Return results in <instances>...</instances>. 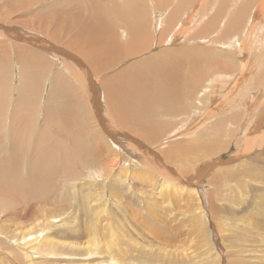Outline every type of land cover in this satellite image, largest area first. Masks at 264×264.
Instances as JSON below:
<instances>
[{"label": "bare ground", "instance_id": "bare-ground-1", "mask_svg": "<svg viewBox=\"0 0 264 264\" xmlns=\"http://www.w3.org/2000/svg\"><path fill=\"white\" fill-rule=\"evenodd\" d=\"M34 1L36 4L37 3L40 4V3H42V1H45V0H34ZM117 1H118V4H116L117 6H113V5L111 6V4L109 3L110 0H88V1L87 0H53L50 4L47 5L48 8H50V7L56 8V6L62 7L61 10L59 11V13L57 15L53 16L54 18L47 19L44 17H42V18L39 17L40 18L39 19L37 12H36L37 18H32V17H34V13L32 12V13H30V15H31L30 17L32 19L23 20L20 15L17 16V14H19L20 11L19 12H15V11L14 12L13 11L5 12L4 11L2 17L0 18V23L3 22L4 24H6V30L13 33V35H11L12 37L10 36L8 38V37H6L8 35H6V36L4 35L3 30L0 31V44H2V42H4V43H9V45L11 47L13 45L16 47H20V48L16 49L17 52H16V50L13 51V54L18 57V59H17L18 61L17 60L14 61L13 64L14 65L16 64L20 68V69L18 68L19 73H17V74L15 73L16 74L15 76H14V74L12 75V78H15V79L19 78L16 81L20 80V82H19V85H17L16 89H9L7 87L8 90H6V91H17L15 97H13L12 99L9 100V103L11 105V116H12V118L15 119V121L13 120V123H7L6 124V120L4 119L5 110L3 111V108H1V109H2L4 114H3V117L0 121V147L4 150V155L0 151V185L7 187L6 190L8 191L7 192L8 194L6 196L0 195V236H2L3 240H5V241L8 240L7 242L11 241L12 244L16 247V248L12 247V246L8 247L9 253L7 254L8 261L6 264H15V262H16L14 260L15 257H13V255H12L13 252L16 253L15 255H17V257H19L18 254H20V253H22L24 255V259L19 258L21 264H41L40 261L37 262L36 260L37 259L42 260L44 257H47L46 255L49 254V251L50 252L52 251L56 255L58 254L60 257L66 256V255L68 257H75V256L78 257V256H81L82 254H85L86 257H88V256L91 257L90 253H88L89 248H91V249L97 248V251H98V249L99 250L103 249V247H101V246L97 247L98 242H102V241H100V239H102V236L98 237V235L96 234L97 228L102 224V222H105L104 224H106V226H104L105 232L107 233V235L105 236L106 237L105 241L107 243L105 242L106 243L105 245L107 247H112L115 245L116 251H117V253H115V255L121 257L122 262L120 260V263H117V261H115L116 260L115 258H114L115 260H113L111 258V256H113V254H110L108 257L103 255L102 258L105 260L103 262L101 261L100 263H97V264H108L109 263L108 260L110 258L113 260L112 264H116V263L117 264H204V263L205 264H211L213 262L212 261L211 263H209L210 261L208 262V261H205L203 258H201V256L205 255L203 253V250L196 251V250H193V248H192L195 245L199 248L202 247L203 245H207V244L209 246L210 244H209V242H207L206 238L196 239V243L194 242L195 243L194 246H192V241L188 242L189 238L188 239L183 238L186 241L188 240L187 241L188 243L187 242L184 243V245L181 247H177L174 249V248H171L170 246H168V244H166L165 241H163V237L165 236V233H163L164 234L163 235L161 232L166 231V234H167L169 227L167 226V229L165 228L166 230L160 228V226L157 224L156 220L154 221V219H153L154 215L157 214V213H155L156 211L153 210L151 212V211H149L151 208L148 209L149 204H150L149 201L151 199H148V198L147 199L146 198H140V199L137 198L136 199L135 195L137 192H136V190L133 189L134 188L133 185H129L130 187L128 186V188L131 189L133 187L131 189L132 190L131 195H133L135 198L134 200L136 202H134V204L136 206H134V212L132 213L130 211V216H128V217L130 219H132V221L137 223V225L139 226V227L134 228L136 230L135 231L136 236L133 235V233L131 232L132 230L130 231V229L128 227V225L131 224V221L129 219H127L124 223L123 222L124 220H122V218L120 216L122 213L125 214L126 208H128V207H124L125 206V204L123 203L124 200L120 201V198H118V196L121 197V195H120L121 193L119 194V192L122 189H119V187L116 190L104 188V190H103L104 194H107L108 198L104 197L105 206H102L103 204L99 205V203L97 204V202L103 198V195H102L103 192L97 193V195H95V198H93L94 195L91 192L85 191L84 186L95 184V183H100V184L104 185L105 179L108 177H110L111 179L113 178L114 180H119V181L122 180V182H123L125 178H129V177L135 175L133 173H132L133 175L132 174L130 176L128 175L129 165L131 163H133L134 165H137L138 162H136L134 159H132L130 157L131 155L130 156L128 155L129 152L131 153V149L129 147V145H130L129 143H131V142H129L130 138L127 141H124V144L120 145L121 143L119 141L123 138L122 136L124 133V132L123 133L121 132L122 130L123 131L127 130L131 133H134L135 138L138 137L143 141L146 140V141H148V143L150 141H152V142H150V144H155V145L160 144L159 151L162 154L165 153L166 157H168L169 161H171V164L173 162L175 165L174 167H177V169L179 168L183 172V173L182 172L179 173V175H177L179 177H177V178L173 177V174H172V178L175 179L174 182H177V180H181V181H183V183H185V180H186L187 182L191 183V186L192 185L194 186V184L199 185L200 182L203 181L202 179L207 175V174L205 175L206 170H210V169L216 170L218 167L221 166L220 165L217 168L212 169L216 165L213 166V164L211 165V163L208 165L206 164V163H209L208 162L209 159H212L211 157L214 155L213 149H215V148L213 147L214 145L211 146V143H213V141L209 144H206V143H204L203 139L199 138V136L195 139V137L193 136L194 134H193L192 136L194 138L192 136L191 137L193 139H195L196 143L193 144V147L192 148L190 147L189 149H188V147H186L184 145H187V144L189 145L190 142L189 143L187 142L186 144L185 143L184 144H180V143L177 144L176 143L177 141L165 142V140H163L164 137H161V136H163V134L161 132H163V129H164L166 123L163 120V118L160 119L157 116V113L159 114L163 111H166L167 115L169 114L171 116H174V115L178 116L181 113H186V112L190 111V114L194 113L195 115L199 116V113L201 110L206 111L205 108L207 106H208L207 107L208 109L211 108L212 104H209L210 103V100H209L210 96L204 95L205 91L208 92L207 94L211 93V92L207 91L206 89H204V82H205V79H206V76L208 73L205 72L204 70H202V73L200 72V70L202 68L200 65L201 62L204 63V69L205 70L210 71V70H213L214 68H216V66H217V68L215 70H217L216 73L219 77H223V75H227V77H229V78L231 77V79L234 78V76H236L234 72L245 71L247 65H246V63L243 62L244 60L242 58H240L238 60L239 61L238 66L239 67H237L236 69L230 70V69H228L230 66L228 64H226L227 63L226 60L223 59L224 63H222V61L220 62V60H222V58L220 57V59H219V58H217L218 57L217 56L216 59H219V61H217V65L215 67L210 66L208 63H206L207 61H205V60H208L210 58V61H211L213 56L212 57H210V56L216 54V53L213 54V50L214 51L217 50L216 47L218 45L217 44L216 47H214L216 42L212 43L213 41H211L212 40L211 39L210 42L214 45L210 44L211 47H207V48H203V49L200 48L201 50L198 49L197 53L199 55L195 56L196 59L193 60V62H191V60L189 58H186V57L181 58L179 56L171 55V56L164 57L161 61H158L157 62L158 64L151 62L152 64L148 65L150 63L149 60L156 59L158 57L157 54H152L148 57L145 56V57L140 58L138 60L136 59V62L138 65L137 68H136V66L133 65L136 62H133L130 65L132 67L127 68V69L124 67L121 70L122 66H119V65L123 64L124 60L128 59L129 57H135V56L138 57L140 55H143L144 52L141 53V51L144 50L145 48H147V49L149 48V50H150V48L153 46V41H152V43H150V41L148 40V39H150V37L148 36V34H150V33L147 32V28H146L149 25V22H148L149 11L146 13L145 11L142 12L139 10L140 8L143 7V5L140 4L141 0H120V1L117 0ZM170 1H172V0H170ZM181 1L182 0H180V4H181ZM218 1H220V0H218ZM218 1L216 0V3L212 1L214 3L211 5L212 9L215 6V4L219 3ZM249 1H250L249 2L250 4L248 2H246V3L243 2V4L240 3V5H239L240 7L236 5L237 9L236 8L233 9V13H235L236 19H237V17H239L237 22H236L237 26L243 25L242 21L245 17L248 16L249 9L252 10L255 6V3L257 4V2H258V0H252V1L249 0ZM22 2H24V1H22ZM186 2H185V4H186ZM202 2H203V0H202ZM10 3H12V1L5 0L4 4L7 5ZM17 3H19V2H17ZM187 3H189V2H187ZM192 3L193 2L191 1V4ZM227 3L228 2L226 1V3L224 5H227ZM31 4L33 6V2ZM180 4H177L179 6H178V8H177V6L175 8L176 9L175 13H177V15L182 13V9L184 8V7H180ZM222 4H223L222 0H221V3L219 5L217 4L218 6L221 7L220 8L217 6L219 10L222 9ZM262 4L264 5V2L261 3V5L259 7V9H260L259 12H261V9L264 10V7H262L263 6ZM25 5H26L25 7H28V6L31 7V5H29V4H28V6H27V4H25ZM87 5L89 7H87ZM155 5H156V2L154 4V6ZM173 5L171 7L172 11L174 9L173 7H175ZM201 5H202V3H201ZM159 6L160 5H158V7ZM181 6H182V4H181ZM229 6L230 5H227V7H229ZM25 7H23V9H25ZM215 8H216V6H215ZM257 8H258V5H257ZM166 9H168V8H166ZM189 9H190V7H189ZM212 9H211V11H213ZM224 9H222L220 12H224L225 11ZM43 10H45V9H43ZM144 10H147V7H145ZM183 10H185V9H183ZM241 10H243V11H241ZM253 10H255V9H253ZM2 11H3V9H2ZM16 11H17V9H16ZM45 11L49 12V10H45ZM116 11L118 13L117 17L119 19L123 20L125 25H127L129 31L131 32V38H130V35H128V36L132 40L128 39V41H127V39H126V41H124V38H125L124 36H126V33L129 34V32L126 29H124L123 26H121L122 21L119 20L117 17H115L114 13ZM255 11H253V12H255ZM220 12H218V11H217V13L213 12V14L214 15L215 14H221ZM263 12L264 11L261 12L262 15H263ZM22 13H24V15H26L25 10L23 12H21V14ZM169 13H170V15H168V16H172L171 15L172 13L171 12H169ZM224 13H226V12H224ZM224 13H222L221 15H223ZM233 13H232V15H233ZM243 13H244V15H243ZM39 14L42 15L43 11L40 12ZM59 14H61V15L63 14L64 17H60ZM194 14H196V13H194ZM207 14H209V13H207ZM213 14H212V16H213ZM84 15H88L89 18L87 19ZM199 15L200 14H198V16ZM203 15L205 17V14H203ZM229 15H230V13H229ZM262 15H261V18H263V16H264V15L263 16ZM168 16H166V20H167ZM198 16H196V17H198ZM208 16H210V15H208ZM177 17L178 16H176V17L172 16V19H170V21L167 22V24H169L170 27H167V28L171 29V27L174 26V23H175V20ZM213 17L216 18V16H213ZM219 17L220 16H218V19H219ZM150 20H151V18H150ZM154 20H156V17H154ZM213 21H215V20H213ZM192 22H194V18L191 19L189 17L188 19H183L179 23H180V25L188 26L190 23L192 24ZM200 23H202V22H200ZM203 23H205V20ZM157 24L158 23H156V25ZM195 24H197V23H195ZM156 25H155V28L157 27ZM165 25H166V23H165ZM206 26H207L206 28H209L208 25H206ZM20 27H25V28L19 29ZM252 27H256V24H255V26L253 25ZM29 29H31L37 33L39 32L40 35L39 34L33 35V33L32 34H26L27 33L26 30L28 31ZM80 30L83 32L79 34ZM155 31H154V33H155ZM212 31H214V30H212ZM234 31H236V30H233V32ZM250 31H251V29H250ZM253 31H255V29ZM218 33H219V31H218ZM254 33H256V32H254ZM102 34L104 36H102ZM212 34H213V36H216L215 32H213ZM153 36L155 39L156 36H159V35L157 33H155V35H153ZM171 36H170V38H171ZM239 36L240 35H238L236 32V35H234V37H233V41L229 42L228 46H225V47L220 46L221 45V43H220L219 46H220V48H222L223 52H225V51L228 52V51H231L233 49H237L239 51L240 55H242V54H244V48H246V47H247V49L252 51L253 50L252 42H249V40L247 38L248 43L246 41V44H245L244 41H241V39H240L241 36L240 37ZM248 36H250V35H248ZM207 37L209 38V36H207ZM207 37L204 40H207L208 39ZM252 37H254V36L251 35V40L253 39ZM210 38H212V37H210ZM221 38H222V36H221ZM241 38H244V37H241ZM18 39H22V41H25V43H26L25 39H27L29 45L27 46V45L19 42ZM242 40H244V39H242ZM157 41H158V39H157ZM169 41H171V39ZM228 41H230L229 37L227 39V42ZM252 41H254V40H252ZM190 42H191V40H190ZM256 42H259V40L257 39ZM236 43H238L240 45H238ZM254 43H255V41H254ZM255 44H256V46H254V49H256L257 45H258L257 43H255ZM263 44H264V42H263ZM225 45H226V43H225ZM260 45H261V42H260ZM0 47H2V46H0ZM187 47H190V46H187ZM194 47L196 48V46H194ZM263 47H264V45H263ZM214 48H216V49H214ZM188 49L190 50V48H188ZM218 49H219V47H218ZM2 50H3L2 52L7 53V49H4L2 47ZM166 50H168V49H166ZM249 50H247V51H249ZM234 52H235V50H234ZM252 52H254V51H252ZM62 54H65V56L67 58H64L65 56L63 58H61L60 56ZM190 54L192 55V53H190ZM217 54H218V52H217ZM220 54H222V52ZM256 56H258V55H256ZM82 57H83V59H82ZM192 57H193V55H192ZM192 57H190V58L191 59L195 58V57H193V58ZM72 59L76 60V63H77V61H79V65L82 62L81 60H84L85 62L91 63V65L94 64L97 67H103V66L107 65L112 70L117 68V69H119V71H117L118 73H116L113 70V72L111 74L108 73L107 76L105 75L103 80L102 79L100 80V77H99V80L101 81V86L103 88V91L101 90L102 92H100L98 90L99 88L97 89V87H99V86L96 85V83L92 79V77L89 78V79H91V81H88L89 83H85V81L83 80V73H81L83 71L80 72L79 69H77L75 67V62H73L74 60H72ZM213 59H215V58L213 57ZM45 60H47L48 63L50 64V65H48V68L51 67V68H49V69H51V72H54V69L57 66L59 68H61V70H62V68H66L65 70H67V71L69 69L70 73L72 72L71 74L76 76L77 79H79V86L81 87V84L83 83L82 85H84V86H82V87L85 89H83V91H82V89H81V91H76V92H78V95H77L76 93L70 92V91H68V89L64 88V87H66L67 82H68V84H70L69 86L72 85V88H74L73 84L75 82V79H73L74 80L73 84L70 83L72 80L69 82V80H68L69 78L68 79L66 78L67 76L65 77V80L62 79V78H64L65 75L62 74L64 71L61 72V70H60L61 73L58 72V75L62 74V76H63L62 78L58 77L56 75L58 78L53 79V80L51 79L50 82H47V77H46V80L44 83L43 82L41 83L40 80L36 81L35 78L45 77V74L48 71V69H46L42 72V67L40 68L41 63H43V65H44ZM186 61L190 62L191 64L188 65L189 64L188 63V64H186L188 66H184V62H186ZM214 61L215 60H213L212 62H214ZM69 62L71 64H69ZM141 63H142V65L147 64L148 66H144L143 68H140ZM221 63L225 64V66H227V67H225L224 65L222 66ZM215 64H216V62H215ZM72 66H74L75 69H73ZM9 69H12V68H9ZM34 69H39V72H37L38 70L35 71ZM1 71H3V67L0 65V72ZM14 71H17V69L12 70L13 73H14ZM56 71H58V69ZM42 73H44L42 76L37 75V74H42ZM65 73L66 72H64V74ZM210 73H211V71H210ZM54 74H56V73H54ZM54 74H52V75H54ZM237 74H239V73H237ZM8 76L10 77V73L0 77V81H2L1 82L2 87H4L5 84H7V83H8V86L11 85V82H9V81L12 80V78L11 79L9 78V81H8ZM248 76H250V75H248ZM52 78H53V76H52ZM54 78H55V75H54ZM71 78H75V77H71ZM217 78L218 77H216V79ZM187 79L189 80V83H191L192 86H191L189 93L187 95H184V96L182 95L186 100L184 101L181 98L182 102H180L179 97L181 96V94H180L181 89H182V86L186 85ZM233 80L236 81V79H233ZM5 81H7V83ZM228 81H229V79H228ZM237 81H238V79H237ZM216 82H214V83H216ZM239 84H241V82ZM260 84H262V83H260ZM260 84H259V88L262 89L264 84L261 86H260ZM75 85L77 86L78 84L76 83ZM33 88L34 89H41V91H47V98L45 101V106L42 109V111L44 113L42 120L36 121V119L34 118L35 120L31 124V122H29V121L27 123L25 122L26 121L25 120L26 119L25 114L28 113L27 112L28 107L23 108V107H21V105H23V104L25 105V103H27V104L33 103L31 101V97L34 95L33 94L30 95V91H32ZM205 88H207V86ZM218 88H220V87H218ZM78 89H79V87H78ZM213 92H215V91H213ZM36 93H37V91H36ZM66 93H68L69 95ZM249 94H250V92H249ZM76 95H77V99H75ZM69 96H71V97H69ZM162 98H165V100H161ZM176 98H178L177 104L175 103ZM164 102H165L166 106L163 104ZM82 103H84V107H85L86 111H88V113L90 114L88 121L87 122L81 121V119L79 118L80 116L78 117V115L82 112V115L84 116V113H83L84 111H80L79 114L77 113L78 114L77 116H73L74 119L76 120L78 126L76 125V123L74 124L73 122L71 123V125L74 124L73 125L74 127L70 126V123H69L70 119L67 121V119L69 117L68 115H70L72 113L75 115L76 114L75 112H78L79 108H81V107H77V105L81 106ZM3 104L5 105V103L3 101H0V105L2 107H3ZM242 104H243V102H242ZM244 104H246V103H244ZM32 105L34 106V103ZM35 107H39V106L36 104ZM70 107H76L77 109L75 112H73ZM250 108L251 107H249V106H245V108L241 110L240 116H243L245 113H246L245 115H251V113L253 112V109H250ZM73 109L75 110V108H73ZM187 109H188V111H186ZM215 110H209L212 113V116L215 115L214 114ZM162 114L163 113H161V115ZM207 114H208V111H207ZM216 115L219 116V114H216ZM231 115H232V112H231ZM151 116L152 117L155 116V118H153V120L156 121L158 119V122H152ZM187 116H188V114H187ZM236 116H239V113ZM207 117H209V116H207ZM228 117H230V116L228 115ZM228 117H227V119H229ZM64 118H65L66 122L60 123ZM149 118H150V120H149ZM187 118H189V117H187ZM83 119L85 120L86 118H83ZM211 120H213V118ZM262 120H263V117L261 118V122H262ZM216 121H217V119H216ZM220 121H222V120L220 119ZM185 122H187V119L185 120ZM219 122H217V123H219ZM63 123H69V125L63 124ZM78 123L79 124L81 123V124L79 125ZM217 123L214 122L213 124H217ZM263 124H264V122L261 123V126ZM149 125H151V127ZM179 125H181V124H179ZM183 125L186 126L187 124H183ZM219 125L221 126V124H219ZM191 126H190V128L192 129ZM71 127H73L74 130H72ZM182 127H180V128L182 129ZM180 128H179V131L181 130ZM235 129L236 128H233L232 131L234 132ZM259 129L260 128L258 127L257 131H259ZM261 131H263V130H261ZM243 133L245 134V131H243ZM251 133H255V132H253V130H252ZM167 134L168 135L170 134V130L167 131ZM91 136H93L94 137L93 139H95V146L97 147L96 149H92V144L88 143L90 140L89 137H91ZM221 136H222V134H221ZM109 137H111V138L109 139ZM175 137H176V135H175ZM183 138H187V137L185 136ZM258 138L259 137L256 135L250 136L248 134L245 139L240 140L239 143H242L241 144L242 151L240 152L241 153L240 156L244 157V155L246 156V154H250L251 151L253 150V146H255V144H256V146L258 145V143H257ZM155 139L157 141L153 142ZM167 140H169V138ZM130 141L134 142V140H132V139ZM164 142H165V144H164ZM191 143H192V141H191ZM191 143H190V145H191ZM126 144L128 145V146H126V148L129 152H126L124 150L123 151L124 153H123L122 149L124 148V146ZM217 146H218V143H215L216 148H217ZM135 150H136V152L138 151L136 149V147H134L132 149V152H134ZM161 150H163V152ZM140 151H142L141 147H140ZM171 151L175 152V153L177 152L178 154L172 157ZM139 157H141L143 159V157L145 158V154L140 155ZM249 158H250V156H249ZM231 160L234 161L235 158H233ZM242 161H244V162H242L243 164L237 166V169L231 168L232 166L233 167L236 166L234 164V165L228 166V167L221 166V168H219L215 171V179H218L219 182H222L221 187H223V189L225 188L227 191H229L227 188H230L232 190L230 192H232V193L238 192V188H237V191H235V189L238 185V179L240 177H242V176L244 177L245 175L252 176V174L254 172L256 173L258 170L261 171V169L259 167H264V158L260 159L257 157V159L254 161H252V159L250 161L248 159H243ZM231 162L232 161H230V164H231ZM255 162H257V164ZM260 162L261 163L263 162V163L260 164ZM145 163L149 164L148 161H145L143 164H145ZM201 163L206 164V166L203 167L201 170H198V169H200L199 166L202 165ZM121 164H124L125 166L120 167ZM218 165H219V163H218ZM228 165H229V163H228ZM245 165H247V166L244 168ZM137 167H139V166H137ZM154 167L156 169H158L157 166L154 165ZM229 168H231V169H229ZM116 169H120V170L116 171ZM58 170H60V171H58ZM114 170L116 171V173L114 172ZM56 171H57V173H56ZM150 171L152 172L151 169H150ZM175 172H177V171H175ZM134 173H137V172H134ZM255 173H254V175H255ZM67 174L73 175V176H70V178H68L66 176ZM247 176H245V177L247 178ZM61 177L65 178L64 183L60 179ZM116 178H118V179H116ZM161 178H163V177H161ZM130 179H132V178H130ZM56 182H62L63 183L59 189L56 188ZM149 182L151 183L153 190H151V189L146 190L145 189L146 191H143V192L148 193L152 198L156 197L157 199H155V200L157 203H160V202H162L164 204H165V202L172 203V200L175 196L179 197V196H181V194H184V192L187 191V190H185L186 189L185 186L179 185L178 182H177V184L173 183V189L168 191V192L166 191V188L170 187L169 186L170 182H168V180L161 181L160 179H157L156 182H153L151 180ZM233 184H234V187H233ZM188 185H190V184H188ZM96 186H99V185L97 184ZM96 186H94V187L96 188ZM171 187H172V185H171ZM219 187H220V185H219ZM159 188H161V189L164 188V191L167 193L161 192V190L159 191ZM199 188H201V187H199ZM211 188H213V187L209 186V189H208V191L211 193L210 207L208 210L211 211L213 218H215V224H217V226H219L220 231H218V233L220 234L223 230V227H222V220L223 219H222V215L219 214L220 210L217 209L218 207L215 203L216 201L214 200V195L216 194L215 192H216L217 188H215L216 190L214 189L213 191ZM14 189H18V190H20V192L24 191L28 194V196L22 195V199L26 200L29 197L30 198H29V200L18 202V203L12 202L9 204V207H5L2 204V202H7V201H5V200H7V198L10 200V196H12L10 193L11 192H17V191H14ZM188 189L191 190L197 196H200V197L203 196V194H201L202 193L201 191H203V188L201 191L199 189H197L196 186L189 187ZM225 189L223 191H226ZM250 189H252V188H250ZM91 190L93 191V189H91ZM96 191L97 190L94 189V191H93L94 194H96ZM243 191H244L243 189L239 188V192L244 193ZM187 192H189V191H187ZM190 192H189V194H190ZM111 193H113L112 195H115L114 198L116 199V206H115V208L113 207L114 209L112 208V210L109 208ZM203 193H204V191H203ZM227 195H225L226 198L224 196H223L224 198H222V197L221 198L226 199V200L228 199L227 201H229V202H230L229 199H231L232 203H233V201L235 203L240 201V200H238V197H233V195H231V196H227ZM205 196L207 197V195H205ZM205 196L203 199H205ZM194 197L195 196H193V199H199L200 198V197L199 198H197V197L194 198ZM219 197H220V195H219ZM219 197H217V198H219ZM191 198H192V196H191ZM35 199H36V201H34ZM193 199H191L192 202H193ZM219 199L218 200L216 199V200L219 201ZM155 200L153 199L152 200L153 202L151 204H156ZM187 200L189 201V199H187ZM201 200H199V202ZM94 202L96 204H94ZM194 202L197 203L196 200H194ZM199 204H201V203H199ZM176 205H177V203H176ZM191 205H193V204H191ZM56 206H60V207L58 208ZM194 206H192V207H194ZM196 206H199V205L197 204ZM159 208L160 207L158 205V209ZM180 208H181V204H180L179 209ZM200 208H201V212L199 211L197 215H194V216H197V218H199V216H201V215L204 216V209H202V207H200ZM127 210H129V209H127ZM167 210H169V209H167ZM182 210H184V208L183 209L181 208V211ZM190 210L193 211V209H189V211ZM6 211H8V212H6ZM85 212H86L85 216H87V217H83V218L85 220L86 219L87 220L84 222L83 218L80 219L78 217V214L81 213L83 215V213H85ZM193 212L197 213L195 211H193ZM1 214H3V216L5 215V217L3 218ZM73 214H75L74 215L75 217L73 216L72 220H68L66 215L71 216ZM123 214H122V216H124ZM185 215H186V213H185ZM187 216H188L189 220H190V218H194L195 219L194 222L196 221V222L200 223L199 221H197L196 217H190L191 215H187ZM181 218L183 219V217H181ZM23 219H25L26 221H29V223L22 224L21 221ZM6 220H11L12 222L10 224L5 223ZM117 220H120V223L118 226H117L118 222L117 223L115 222L114 227H112V228L109 227V225L112 223L111 221L114 222ZM81 221H83V223H80ZM92 221H94V222L91 223ZM196 222L194 223L195 225H196ZM198 223H197V225H199ZM201 223L203 224V225H201V228H203L202 226L205 227L204 221ZM81 224H83V226H81ZM132 225H135V224H132ZM191 226H192V228H194V230L196 229L195 227H193V225H191ZM191 226H190V228L187 227V229H184V231H186L188 229L190 230ZM82 227L85 228L86 231L88 230V235L91 236V238L85 242H80L79 240H76L77 238H81L84 236L83 233L85 232V229H83ZM199 227H200V225H199ZM5 228H7V231H5ZM134 229H133V231H134ZM177 229L178 228H176V231H177ZM180 229H179V233H185V232H181L183 229H181V230ZM191 231H193V230H191ZM191 231H188V232L191 233ZM120 232H122V233H120ZM194 232L196 233L197 231H194ZM194 232H192V233H194ZM202 232H205V231L202 230ZM190 233L188 235H190ZM192 233H191V236L193 235ZM29 234L32 235L31 238H29L28 240H25V238L27 236H29ZM33 234H35V235H33ZM168 235L169 234H167V236ZM203 236H204V234H203ZM220 236L222 238V233ZM185 237H189V236L185 235ZM138 238H140L142 241L139 240ZM167 238H169V236ZM57 239H59V240H57ZM71 239H74V240H71ZM124 239H125V241H120V240H124ZM32 240H34V244L37 248H35L33 245L31 246L30 243L28 244V242H30ZM184 240L182 242H184ZM102 245H103V242H102ZM123 245H124V249H123ZM0 246H1V244H0ZM91 249H89V251H91ZM94 249H92L93 252L96 251V250L94 251ZM209 249H211V248L209 247ZM38 250L40 252H38ZM206 251H208V249ZM86 253H88V254H86ZM22 254H20V256ZM94 254L97 255L98 257L100 256L99 252H95ZM17 257L15 259H17ZM222 257L224 258V256H222ZM215 258H216V261L214 262V264H222L224 262V259L222 261L221 257L218 258L217 256H215ZM238 258H239V256H238ZM58 259L59 258L53 260V262L51 264L60 263V262H57ZM13 260L15 262H13ZM0 261H2V260L0 259ZM240 261H241V259L239 260V262ZM248 263H245V264H248ZM82 264H87V263L83 262Z\"/></svg>", "mask_w": 264, "mask_h": 264}, {"label": "rangeland", "instance_id": "rangeland-1", "mask_svg": "<svg viewBox=\"0 0 264 264\" xmlns=\"http://www.w3.org/2000/svg\"><path fill=\"white\" fill-rule=\"evenodd\" d=\"M10 1H12V3L5 5L4 4L5 3V0H0V18L2 17L4 11L5 12H11V11H13V12L14 11L15 12H19L20 11V13L17 14V16L20 15L23 20H29V19H32V18H37V14H38V18L39 17L40 18L44 17V18L49 19V18H54L53 16L54 15H57L59 13V11L61 10V8H62L61 6H56V8L55 7L48 8L47 5L50 4L53 0H45V1H42V3H40V4H38V3L36 4L34 0H22L24 2H22L21 0H19V1L18 0H10ZM186 1L187 0H184V1L182 0L181 1L182 6H181L180 0H172V1H170V0H155V1L154 0H141L140 1V4L143 5V7L140 8L139 10L142 11V12L145 11L146 13L149 11V14H148V16H149L148 17V22H149V25L148 26L149 27L147 26L146 28H147V32L150 33V34H148V36L150 37V39H148V40L150 41V43H152V41H153V46L150 48V50H149V48L148 49L145 48L144 50H142L141 53L144 52L143 55H140L138 57H136V56L135 57H129L128 59H126V60L123 61V64H121L119 66H122V68L120 67L121 70L124 67L126 69L127 68H130V67H132L130 65L133 62H136V59L138 60V59L143 58L145 56L148 57V56H150L152 54H157L158 57L156 59L149 60L150 63L148 65H150L152 63H157L158 61H161L164 57L171 56V55L179 56L181 58H185L186 57V58H189L191 60V62H193V60L196 59L195 56L199 55L197 53L198 52L197 51L198 49L201 50L203 48L211 47L210 44L215 43V42H216L215 45L214 44H212V45H214V47H216V45L218 44L217 47H216L217 50H215V51L213 50V54L214 53H216V54L210 56V57L213 56L215 59H213V57H212L211 61H210V58L208 60H205V61H207L206 63H208L210 66H214L215 67L217 65V61H219V59L221 57L222 60H220V62L222 61V63H224V60L223 59H225L226 62H227L226 64H228L230 66L228 69L232 70V69H236L237 67H239L238 66L239 65V61L238 60L240 58H242L244 60L243 62L246 63V65H247L246 66V69H245V71H240V72L237 71V72H234L236 76H234V78H232V79H231V77L230 78L227 77V75H223V77H219L217 75V73H216L217 70H215L217 68V66L213 70H210L211 71V73H210V71H207V70L204 69V63L201 62L200 65H201L202 68H201L200 72L202 73V70H204L205 72L208 73V74L206 73L207 76H206V79H205V82H204V89H206L207 91L211 92L210 94H207L208 92L205 91V94L204 95L211 97V98L209 97V100H210V103L209 104H212V106L209 109L207 108L208 107L207 106L205 108L206 111L205 110H201L200 113H199V116L198 115H195L194 113H191L190 114V111L189 112H186V113H181L178 116L177 115L171 116L169 114L167 115V112L166 111L161 112V113H163L162 115H161V113H159V114L157 113V116L160 119L163 118V120L166 123L165 124V127L163 129V132H161L163 134V136H161V137H164L163 140H165V142H167V141H177L176 142L177 144H179V143L180 144H184V143L186 144L187 142L188 143L189 142L191 143V141H192L191 145L189 143L190 146L188 144L187 145H184V146L188 147V149H189L190 147L192 148L193 147V144L196 143L195 142V139L198 136H199L200 139H203L204 143H206V144H209V143H211L213 141V143H211V146L214 145L213 146L215 148V149H213L214 155L211 157L212 159H209V161H208L209 163H206V164L208 165V164L211 163V165L213 164V166L216 165L212 169L217 168L220 165L221 166H224V167H228V166H232V165L235 164L236 166L235 167L232 166L231 168L232 169H237V166L243 164L242 163V162H244V161H242L243 159H248L249 161L252 159V161H254V160L257 159V157L260 158V159L264 158V151H263L264 150V124L261 126V123L264 122V85H263L264 84V53H263L264 52V47H263V45H264L263 44V42H264V16H263L264 15V12H263V15H262L261 12L264 11V10L261 9V12H259V10H260L259 7H260L261 3L264 2V1L263 0H258L257 4L255 3V6H254L253 9H255V10L257 9V10L255 11V10L252 9L255 12H253L251 9H249L250 12L248 11V16L245 17L246 19L245 18L243 19V21H242L243 22V25H241V26H237L236 25V22H237V20H238L239 17H237V19H236V15H235V13H233V9L234 8L237 9V6H239L240 3H242V4H243V2L244 3H246V2L249 3L250 2L249 0H222V3H223L222 4V9L225 8L224 9L225 11L224 10L223 11L226 12V13L220 12L222 9L221 10L218 9V7H220L218 5L221 3V0L220 1L217 0L219 3H217L218 5L215 4L216 8L213 5L214 6L213 9H212L211 5L214 4L213 2L216 3V0L215 1L214 0H203V2H202V0H191L193 2L192 4H191V1L190 0L187 1L189 3H187ZM226 1L228 2L227 5H230L229 7H227V5H224L226 3ZM17 2H19V3H17ZM30 2L31 3L33 2V6H32V4ZM155 2H156V5H155L156 7L154 6ZM185 2H186V4H185ZM109 3L111 4V6L112 5L113 6H117L116 4H118V1L117 0H112V1L110 0ZM201 3H202V5H201ZM25 4H27V6L29 4V5H31V7L30 6L25 7L26 6ZM167 4L169 6L170 5L171 6L169 7ZM177 4H180V7H184L183 9H185L186 11L182 9V13H180L179 15H177V13H175L176 6H177V8L179 6ZM158 5H160V6L158 7ZM172 5L175 6V7H173L174 8L173 11L171 10L172 9L171 8ZM257 5H258V8H257ZM23 7H25V9H23ZM87 7H89V6L87 5ZM145 7H147V10H144ZM189 7H190V9H189ZM262 7H264V5ZM42 8L45 9V10H49V12H46ZM166 8H168V9H166ZM2 9H3V11H2ZM16 9H17V11H16ZM211 9L213 11H211ZM24 10L26 12V15H24V13L21 14V12H23ZM243 10H241V11H243ZM42 11H43V14L42 15L39 14ZM217 11L220 12L221 14L222 13H224V14L223 15H221V14H215L214 15L213 12H216L217 13ZM32 12L34 13V17L31 18L30 17L31 16L30 13H32ZM36 12H37V14H36ZM169 12L172 13L171 15L173 17L178 16L176 18V20H175L174 26L171 27V29L170 28H167V27H170V25L167 24V22H169L170 19H172V16H168V15H170ZM116 13H117V11L114 13L115 14V17L118 16V13L117 14ZM194 13H196V14H194ZM197 13L200 14V15L198 16ZM207 13H209V14H207ZM229 13H230V15H229ZM232 13H233V15H232ZM203 14H205V17H204ZM212 14H213V16H216L217 19L215 17H213ZM59 15H60V17H64L63 14H62L63 16L61 14H59ZM208 15H210V16H208ZM217 15L220 16L219 19H218V16ZM243 15H244V13H243ZM261 15L263 16V18H261ZM84 16L87 19L89 18L88 15H84ZM166 16H168L167 17V20H166ZM196 16H198V17H196ZM154 17H156V20H154ZM189 17L191 19L194 18V22H192V24L190 23L188 26L180 25L179 22H181L183 19H188ZM150 18H151L152 21L150 20ZM119 20L122 21L121 26H123V28L126 29L129 32V34L126 33V36H124L125 38L123 37L124 38V41H126V39L128 41V39L131 38V32L129 31L127 25H125V23L123 22V20L122 19H119ZM204 20H205V23H203ZM213 20H215V21H213ZM199 21L202 22V23H200ZM156 23H158V24L156 25ZM165 23H166V25H165ZM195 23H197V24H195ZM255 24H256V27H252L253 25L255 26ZM155 25L157 26L156 28H155ZM206 25H208L209 28H206L207 27ZM0 26L2 27V28L0 27V31L3 30L4 35L5 36L8 35L6 37L9 38L11 35H13V33H11L10 31L6 30V24H4L3 22H1L0 23ZM23 28H25V27H20L19 29H23ZM154 29L156 31L157 30L158 31L156 32ZM250 29H251V31H250ZM254 29H255V31H253ZM212 30H214V31H212ZM233 30H236V31L233 32ZM154 31H155V33H157L159 35V36H156V38L158 39V41H157L156 38L154 39V36H153V35H155ZM218 31H219V33H218ZM26 32H27L26 34H32V33H33V35L34 34L35 35H38L39 34V32L38 33L37 32H34L31 29H29L28 31L26 30ZM82 32L83 31L80 30L79 31V34L82 33ZM213 32H215V35L217 37L216 36H213V34H212ZM231 32L233 34L235 33L234 35H236V32H237L238 35H240L241 37H244V38H241L239 36L240 39H241V41H244L245 44H246V41H247V38H248L249 42H252V47H253V50L252 51H254V52H252L249 49H247V47L244 48V54H242V55H240V53H239V51L237 49H233V50L228 51V52H226V51L223 52V50H222V48H220V46H223V47L228 46L229 45V42L233 41L234 35ZM254 32H256V33H254ZM247 34L250 35V36H248ZM128 35H130V38H129ZM251 35H253L255 37V38L252 37L253 38L252 40H254L255 43L258 44L256 49H254V46H256V44L254 43V41L251 40ZM102 36H104V35L102 34ZM170 36H171V38H170ZM207 36H209V38ZM221 36H222V38H221ZM206 37L208 39L207 40H204V39H206ZM210 37H212V38H210ZM228 37L230 38V41L227 42ZM170 39H171V41H169ZM242 39H244V40H242ZM257 39L259 40V42H256ZM18 40H19V42H21V43H23V44H25L27 46L29 45L27 39H25L26 40V43H25V41H22V39H18ZM130 40H132V39H130ZM190 40H191V42H190ZM210 40L213 41V42L211 43ZM260 42H261V45H260ZM220 43H221V45L219 46ZM225 43H226V45H225ZM247 43H248V41H247ZM236 44H238V43H236ZM193 45L196 46V48ZM238 45H240V44H238ZM0 46H2L4 49H7V53H5V52H2L3 51L2 50V47H0V65L3 67V71L0 72V77L1 76H4V75H7V74L10 73V77L8 76V81H9V78L11 79L13 74L15 76L17 73H19L18 70L20 68L16 64L15 65L13 64V62L18 59V57L13 54V51L16 50V49H18V48H20V47H16L14 45L11 47L9 45V43H4V42H2V44H0ZM187 46H190V47H187ZM218 47H219V49H218ZM188 48H190V50ZM216 48H214V49H216ZM166 49H168V50H166ZM234 50H235V52H234ZM247 50H249V51H247ZM16 52H17V50H16ZM217 52H218V54H217ZM221 52H222V54H220ZM190 53H192L193 57H195V58H193ZM256 55H258L259 57L256 56ZM64 56H65V54H62L60 57L63 58ZM190 57H192L193 59H191ZM216 57L219 58V59H216ZM64 58H67V57L65 56ZM82 59H83V57H82ZM72 60H74V59H72ZM213 60H215V61L212 62ZM81 61L82 62L79 65V61H77V63H76V60H74L73 62H75V67L77 69H79L80 72L83 71L81 73H83V80L85 81V83H89L88 81H91V79H89V78L92 77V79L95 81L96 85L99 86V87H97V89L99 88L98 90L100 92L103 91V88L101 86V81L100 80L101 79L103 80V78L105 77V75L107 76L108 73L111 74L113 72V70L116 73H118L117 71H119V69H117V68H115V69L112 70L107 65L106 66H103V67H97L94 64L91 65V63L85 62L84 60H81ZM215 62H216V64H215ZM222 63H221V65L222 66L223 65L225 66V64H222ZM69 64H71V63L69 62ZM186 64L190 65L191 63L188 62V61H186V62H184V66H188ZM48 65H50V64L48 63L47 60H45L44 65H43V63H41L40 68L42 67V72L44 70H46V69H48V71L46 72L45 77L35 78L36 81H39L40 80L41 83L42 82L44 83L45 80H46V77H47V82H50L51 79L52 80L53 79H57L58 77H61L62 78L63 77L62 74H63L65 76L62 79L65 80V77L67 76L66 78L67 79L69 78L68 79L69 82L72 80L70 82L71 84H73V82H74L73 79H75V82L78 84L77 86L80 89L79 90L78 87L75 85L76 84L75 82L73 84V86H74L75 89L72 88V85L69 86L70 84H68V82H67L66 84L69 87L66 85V87H64V88L68 89V91L73 92V93H76L78 95V92H76V91H81V89L83 91V89H85V88L82 87V86H84V85H82L83 84L82 82H81L82 83L81 84V87L82 88L79 86V79H77L76 76L72 75L71 74L72 72L70 73V70L69 69L67 71V70H65L66 68H62V70H61V68H59L57 66L54 69V72H51V69H49L51 67L48 68ZM133 65L136 66V68L138 67L137 62L135 64H133ZM148 65L147 64L142 65V63H141L140 68H143L144 66H148ZM75 67L72 66L73 69H75ZM225 67H227V66H225ZM9 68H12V69H9ZM16 69H17L18 72L17 71H14V73H13L12 70H16ZM39 69H34V70L35 71L38 70L37 72H39ZM57 69H58V71H56ZM60 70H61V72L64 71L66 73L64 74V72H63L62 74L58 75V72L61 73ZM54 73H56V74H54ZM237 73H239V74H237ZM43 74L44 73L37 74V75L38 76H42ZM52 74L55 75V78H54V75H52ZM248 75H250V76H248ZM52 76H53V78H52ZM71 77H75V78H71ZM99 77H100V80H99ZM216 77H218V78L216 79ZM227 78L229 79V81H228ZM18 79L19 78H17V79L12 78V80L9 81V82H11V85L12 86L11 85L8 86L7 81H5L7 84H5L4 87H2V85H1V82L2 81H0V101H3L5 103V105L3 104V107L0 105V121H1V119L3 117V114H4L3 111L5 110L4 119L6 120V124L7 123H13V120L15 121V119L12 118V116H11V105L9 103V100L12 99L13 97H15L16 92H17V91H6V90H8L7 87L9 89H16L17 88V85H19V82H20V80L19 81H16ZM233 79H236V81H234ZM237 79H238V81H237ZM214 82H216V83H214ZM240 82H241V84H239ZM260 83H262V84H260ZM259 84H260V86L263 85L262 89L259 88ZM191 86H192L191 83H189V80L187 79L186 80V85L182 86L181 93L179 92L181 94V96L179 97L180 102H182L181 98L184 101L186 100L183 96L184 95H187L189 93V90H190ZM206 86H207V88H205ZM218 87H220V88L222 87V88L220 89ZM36 91H37V93H36ZM213 91H215V92H213ZM249 92H250V94H249ZM32 94L34 96L31 97V101L34 103V106L32 105L33 103L32 104L31 103H29V104L25 103V105L23 104L24 106L21 105V107H23V108H27L28 107V109H27V112L28 113L25 114V117H26V119H25L26 121L25 122L27 123L29 121V122H31V124L34 122L35 119H36V121H40L43 118L44 113H43L42 109L45 106V101H46V98H47V91H41V89H34L33 88V90L30 91V95H32ZM66 94H68V93H66ZM77 95H76L75 99H77ZM69 97H71V96H69ZM177 99L178 98L175 99V103L176 104H177ZM161 100H165V98H162ZM242 102H243V104H242ZM244 103H246V104H244ZM36 104L39 107H35ZM163 104L165 105V102ZM245 106L251 107L250 109H253V112L251 111L252 112L251 115H245L246 114L245 113L243 116H240L241 110L244 109ZM77 107H81L82 109L79 108L78 112H75L77 108L76 107H70L71 110L76 113L75 115L72 113V114L68 115L69 116L68 119L66 118L67 121L70 119L69 120L70 126H73L75 123L77 125V122H76V120L74 119L73 116H77L80 111H84L83 112L84 113V116L82 115V112L78 115V117L80 116L79 118L81 119L82 122H85V121L87 122L88 121V118L90 116V114L88 113V111H86V109L84 107V103H82L81 106L80 105H77ZM1 108H3V111H2ZM73 108H75V110ZM209 110H215V112H214L215 115L212 116V113ZM186 111H188V109ZM207 111H208V114H207ZM231 112H232V115H231ZM238 113H239V116H236ZM187 114H188V116H187ZM216 114H219V116H217ZM228 115L230 117H228ZM81 116L83 118H86V119L84 120ZM207 116H209V117H207ZM226 116L229 119H227ZM187 117H189V118H187ZM262 117H263V120L261 122V118ZM153 118H155V116H153L151 118L152 119V122H158V119L156 121H154ZM212 118H213V120H211ZM186 119H187V122H185ZM216 119H217V121H216ZM220 119L222 121H220ZM149 120H150V118H149ZM62 122H66L65 118L60 123H62ZM72 122L74 123L73 125H71ZM214 122H216V123L219 122V123L213 124ZM69 123H63V124H68L69 125ZM179 124H181L183 127L181 125H179ZM183 124H187V125L185 126ZM219 124H221V126ZM151 125H149V126L151 127ZM190 126L192 127V129L190 128ZM73 127H71L72 130H74ZM180 127H182V129ZM258 127L260 128L259 131H257L258 130ZM179 128L181 129L180 131H179ZM233 128H236L234 132L232 131ZM168 130H170V134L169 135L167 134V131ZM252 130L255 133H251ZM261 130H263V131H261ZM243 131H245V134L243 133ZM121 132L122 133L124 132V133H123V136H122L123 138L119 141L121 143L120 145L124 144V141H127L129 138H130L129 139V142H131V143H129L131 145V146L129 145V147L131 149V153L126 148V146H128L127 145L128 143L124 146V148L122 149V152L124 150L126 152H129L130 154L128 153V155L129 156L131 155L130 157L132 159H134L136 162H138L137 165H134L133 163H131L129 165V169H128V175L129 176L132 173L135 174V175L134 176H131L129 178H125L123 182H122V180L121 181L114 180L113 178L111 179L110 177H108V178L105 179L104 185L103 184H100V183H95V184H91V185L84 186L85 191L91 192L94 195L93 198H95V195H97V193L103 192L102 193L103 198L101 200H99L97 202V204L99 203V205H102L103 204L102 206H105V204H104L105 203L104 197L105 198H108V197H107V194H104V191H103L104 188L105 189H113V190H116L119 187V189H122V190L119 192V194L121 193L120 194L121 197L118 196V198H120V201L124 200L123 201V203L125 204L124 207H128V208H126V213L125 214L122 213L124 216H122V214L120 216H121L122 220H124L123 221L124 223H125V221L127 219H129L131 221V224H130L131 226L128 225V227H129L130 231L132 230L131 232L133 233V235H135V231H136L134 228L135 227H139L137 225V223H135L134 221H132V219H130L128 217V216H130V211L132 213L134 212V206H136L134 204V202H136L134 199L135 198L136 199L137 198L138 199H140V198H146L147 199L148 198V199H151L149 201L150 204H149L148 209L151 208L149 211L152 212L153 210H155L156 212L155 211L154 212L158 214V215L157 214L154 215V217H153L154 221L156 220L157 224L160 226L161 229L166 230L167 229V226L169 227L168 228V231H167V234H169L168 235L169 238H167L168 236L166 234V231H163L162 230L163 232H161V233L162 234L165 233V236L166 237L165 236L163 237V241H165V243L168 244V246H170L171 248H174L175 249L177 247L183 246L184 243H186L188 241V240L186 241L184 239H188L189 238V241L188 242H191L192 241V246H194V244L196 243V239H202V238L204 239V238H206L207 242H209V244H210L209 246L207 244V245H203L202 247L199 248V247H197L195 245L192 248H193V250H196V251L203 250V253L205 255L201 256V258H203L205 261H208V262L210 261L209 263H211L213 261L211 264H214V262L216 261L215 256H217L218 258L221 257L222 258V261L224 259V262L222 264H245V263H248V262H249L248 264H260V263L261 264H264V169H263L264 167H259L261 169V171L258 170L256 173L254 172L255 175L253 173L252 176L245 175V176H247V178L245 176H244L245 178L243 176L240 177L238 179V185H237V187L235 189V191H237V188H238V192H235V193L230 192V191H232L230 188H227L229 191H227L225 188L224 189L226 191H223L224 189H223V187H221L222 186L221 185L222 182H219L218 179H215V171L217 169L221 168V166L218 167L216 170L215 169L214 170H211V169L210 170H206L207 173L205 172V175L206 174L207 175L202 179L203 181H201L199 185L194 184V186H196V188L199 189L200 191L203 188L204 193H203V191H201L202 192L201 194H203L202 197L197 196L191 190H189L188 189L189 187H194V186L193 185L191 186V183L187 182L184 179L185 180V183H183V181H181V180H177L178 184L181 185V186H185V188H186L185 190H187L189 192L191 191L192 193L190 192V194H189V192H187V191L184 192L183 191L184 194H181V196H179V197H176L175 196L177 199L174 197L173 200H172V203H168V202H165V204L162 203V202L157 203L156 200H155V199H157L156 197H153L152 198L148 193H144L143 192V191H146V190H149V189L153 190V187L151 186V183L149 181L151 180L153 182H156L157 179H160L161 181L168 180V182H170V185H169L170 187L169 188L168 187L166 188V191L168 192V191H170V190L173 189V183H176L177 184V182H174L175 179L172 178V174H173V177H176L177 178V177H179L177 175H179V173H181L182 171L179 168L177 169V167H174L175 165H174L173 162L171 164V161H169V159H168V157H166L165 153L162 154L159 151L160 144H158V145L150 144V142H152V141H150L148 143V141H146V140L143 141V140H141L138 137L135 138V134L134 133H131V132L127 131V130H125V131L122 130ZM221 134H222V136H221ZM248 134L250 136L251 135H253V136L256 135V136L259 137L257 139L258 142L256 141L258 143V145L256 146V144H255V146H253V150L251 151V153L250 154H246V156L244 155V157H243V156H240V154H241L240 152L242 151V149H241V144L242 143H239V141L245 139ZM175 135H176V137H175ZM184 135L187 138H183V137H185ZM192 135L195 137V139H193L194 137ZM89 138H90V140H89L88 143L92 144V149H96L97 147L95 146V139H93L94 137L91 136ZM110 138L111 137H109V139ZM168 138H169V140H167ZM131 139L134 140V142L130 141ZM155 141H157V140L155 139L153 142H155ZM165 142H164V144H165ZM215 143H218L217 148L215 147ZM132 147L133 148L136 147V149L138 151L136 152V150H135L134 152H132V149H133ZM140 147H141L142 151H140ZM0 149H1L0 150L1 153L4 155V150L1 147H0ZM161 151L163 152V150H161ZM143 154H145V158L143 157V159H142L139 156L140 155H143ZM171 154H172V157H173V156L177 155L178 153L177 152L175 153V152H172L171 151ZM249 156H250V158H249ZM233 158H235L234 161L231 160ZM145 161H148V163L150 165L147 164V163L143 164ZM230 161H232L231 164H230ZM218 163H219V165H218ZM228 163H229V165H228ZM255 163L257 164V162H255ZM262 163L260 162V164H262ZM201 164L202 165L199 166L200 169H198V170H201L203 167L206 166V164H204V163H201ZM154 165L157 166L159 170L156 169L154 167ZM123 166H125V165L124 164H121L120 165V167H123ZM137 166H139V167H137ZM246 166L247 165H245L244 168ZM231 168H229V169H231ZM150 169L152 170V172L150 171ZM119 170L120 169H116V171H119ZM58 171H60V170H58ZM116 171L114 170L115 173H116ZM175 171H177V172H175ZM134 172H137V173H134ZM56 173H57V171H56ZM66 176L68 178H70V176H73V175L67 174ZM161 177H163V178H161ZM130 178H132V179H130ZM60 179L64 183L65 178L61 177ZM116 179H118V178H116ZM62 182H56V188L59 189L61 187V185L63 184ZM97 184L99 186H96ZM188 184H190V185H188ZM218 184L220 185V187H219ZM129 185H133L134 188L133 187L132 188L134 190H136V192H137L136 195H135V198H134L133 195H131V191H132L131 189L132 188L129 189L128 188ZM171 185H172V187H171ZM94 186H96V188ZM209 186L213 187V188H211L212 191L215 188H217V190L215 189L216 190V192H215L216 194L214 195V200L216 202L215 201L214 202L216 203V205L218 207L217 209L220 210V213L219 214L222 215V219H223L222 220L223 230L221 232L222 233V238L220 236L221 233L220 234L218 233V231H220L219 226H217V224H215V218H213V216L211 214V211L208 210L209 207H210V201H211V198H210L211 197V193L208 191ZM199 187H201V188H199ZM233 187H234V184H233ZM6 188L7 187H4L3 185H0V195L6 196L8 194L7 193L8 191L6 190ZM90 188L93 189V191H94V189H96L97 190L96 191V194H94V192ZM239 188L240 189H243L244 190L243 191L244 193L239 192ZM250 188H252V189H250ZM160 190H161V192L167 193V192L164 191V188H162V189L159 188V191ZM14 191H17V192H11L10 193L12 195V196H10V200L7 198V200H5L7 202H2V204L5 207H9V204L12 203V202L13 203H18V202H22V201L29 200L30 197L28 199H26V200L22 199V195H27L28 196V194L26 192H24V191H21L20 192V190H18V189H14ZM112 194L113 193H111L110 202H109V208L111 210H112L113 207L115 208V206H116V199L114 198L115 195H112ZM205 195H207V197ZM219 195H220V197H219ZM225 195H227V196L233 195V197H238V200H240V201H238L236 203L233 201V203H232L231 202L232 200L229 199L230 200V202H229V201H227L228 199L227 200L226 199H222V198L225 197ZM191 196H192V198H191ZM193 196H195L194 198H196V197L197 198L200 197V198L199 199H193ZM204 196H205V199H203ZM217 197H219L220 199L217 198ZM153 199L155 200L156 204H151L153 202L152 201ZM187 199H189V201L191 203ZM191 199H193V202H194V200H196L197 203H195V202L193 203ZM216 199L217 200L219 199V201H217ZM199 200H201V201L199 202ZM34 201H36V199ZM176 203H177V205H176ZM199 203H201V204H199ZM94 204H96V203L94 202ZM180 204H181V208L182 209L184 208V210H182V211H181V208L179 209ZM191 204H193V205H191ZM197 204L199 206H196ZM158 205L160 207L159 209H158ZM192 206H194V207H192ZM56 207L59 208L60 206H56ZM200 207H202V209H204V216L201 215L202 217L199 216V218H197V216H194V215H197L199 211L201 212V208ZM127 209H129V210H127ZM167 209H169V210H167ZM189 209H193V211H195L197 213H194L192 210L189 211ZM6 212H8V211H6ZM185 213H186V215H185ZM1 215H2L3 218L5 217V215L4 216H3V214H1ZM74 215L75 214H73L71 216L70 215L69 216L66 215V216H67V219L68 220H72V218H73ZM85 215H86V212L83 213V215L80 213V214H78V217L80 219H82L83 217H87ZM187 215H191L190 217H196L197 221H199L200 223H198V222L195 221L196 222V225H195L194 224L195 223L194 222L195 219L189 217L190 218V220H189ZM181 217H183V219ZM86 220L83 218V221L84 222ZM83 221H81L80 223H83ZM203 221H204L205 227L202 226L203 228H201V225H203L201 222H203ZM11 222H12L11 220H6L5 221V223H9V224ZM93 222L94 221H92L91 223H93ZM111 222L112 223L110 225L109 224L108 225H109V227L112 228V227H114V225H115L114 223L115 222L116 223L118 222V224H117V226H118L119 223H120V220H117V221H114V222L111 221ZM21 223L22 224L29 223V221H26L25 219H23L21 221ZM104 223L105 222H102V224L99 226L100 228L98 227L97 228V231H96L97 232L96 234L98 235V237H101L102 236V239H100V241L103 242V245H102V242H98L97 247L101 246V247H103V249H101V250L98 249V251H97V248L96 249L92 248V249H94V251L96 250L95 252H99L100 253V256L99 257L94 254L95 252H93V250L91 248H89V249H91V251H89V249H88V253H90L91 257H89V256L86 257L85 254H82L81 256H78V257H76V256L75 257H68L67 255L66 256H63V257H60L58 254L56 255L52 251L51 252L49 251V254L46 255L47 257H44L42 260L41 259L40 260L37 259L36 261L37 262L40 261L41 264H51L53 262V260L59 258L57 260V262H60V263H58V264H68L69 262H70L69 264H82L83 262H85L87 264H97V263H100L101 261L103 262L105 260V259L102 258L103 255L106 256V257H108L110 254H113V256H111V258L113 260L116 259L115 261H117V263H120V260L122 262L121 257L115 255V253H117L116 246L114 245L112 247H107L105 245L107 243L105 241V238H106L105 236L107 235V233L105 232V227L104 226H106V224H104ZM197 223L200 225V227H199V225H197ZM132 224H135L136 226L135 225H132ZM188 224L190 226L193 225V227H195L196 229L194 230V228H192V226H191V229L190 230L188 229V230L184 231V229H187V227L190 228V226ZM81 226H83V224H81ZM176 228H178L177 231H176ZM180 228L183 229L181 232H185L186 234L185 233H179V229ZM200 228L203 231H205V232H202V230ZM83 229H85V228H83ZM133 229H134V231H133ZM191 230H193V231H191ZM5 231H7V228H5ZM188 231H191V233L194 232V231H197V232L196 233L195 232L192 233L193 235L191 236V233L188 232ZM120 233H122V232H120ZM189 233H190V235H188ZM203 234H204V236H203ZM33 235H35V234H33ZM83 235H84L83 237L77 238L76 240H79L80 242H85V241H88L91 238V236L88 235V230L86 231V229H85V232L83 233ZM185 235H187L189 237H185ZM29 236H27L25 238V240H28L29 238H31L32 235L29 234ZM181 238L182 239L184 238L183 239L184 242H182L183 240ZM138 239L141 240L140 238H138ZM57 240H59V239H57ZM71 240H74V239H71ZM7 241L8 240H6V241L3 240L2 236H0V244H1V246H0V259L2 260V261H0V264H4V263L6 264L7 261H8V259H7L8 258L7 257V254L9 253L8 247L9 246L15 247L12 244L11 241H9V242H7ZM120 241H125V239L124 240H120ZM29 243H30L31 246L33 245L35 248H37L35 246V244H34V240L28 242V244ZM209 247L211 249H209ZM123 249H124V245H123ZM207 249H208V251H206ZM38 252H40V251L38 250ZM88 253H86V254H88ZM15 254H16L15 252L12 253L13 257L16 258L17 255H15ZM20 254H22V253H20ZM20 254H18L19 257H17V259L14 258V260L16 262L14 260H13V262H15V264H21L19 258L24 259V255L22 254L20 256ZM222 256H224V258ZM238 256H239V258H238ZM111 258L108 260V262H109V263L107 262L108 264H110V263L112 264L113 260ZM240 259H241V261L239 262Z\"/></svg>", "mask_w": 264, "mask_h": 264}]
</instances>
